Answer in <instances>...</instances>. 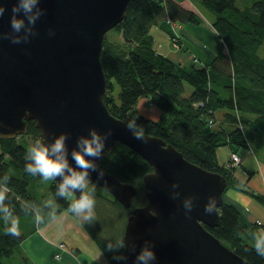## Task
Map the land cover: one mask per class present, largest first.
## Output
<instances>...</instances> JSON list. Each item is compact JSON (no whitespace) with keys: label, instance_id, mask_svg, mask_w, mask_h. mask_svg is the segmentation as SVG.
Instances as JSON below:
<instances>
[{"label":"trees","instance_id":"16d2710c","mask_svg":"<svg viewBox=\"0 0 264 264\" xmlns=\"http://www.w3.org/2000/svg\"><path fill=\"white\" fill-rule=\"evenodd\" d=\"M186 1H128L124 19L112 29L122 43L110 42L106 35L103 39V101L112 116L126 123L134 119L146 135L162 139L191 163L225 177L229 188L237 182L233 170L218 163L216 149L228 146L233 153L243 148L264 152V55L259 53L264 44V0H249L242 8L236 5L238 0H190L213 15L210 25L226 54L204 64L181 65L156 51L150 30L166 21L200 25L202 19L192 6L185 7L189 4ZM113 81L119 89L117 103L112 95ZM140 99L159 109L157 120L138 112ZM39 137L33 121L27 122L24 135L0 137V190L6 188L3 204L18 218L20 231L18 235L5 232L6 222L0 214V264L9 263L15 253L20 254L21 264H34L20 251V245L51 215L69 211L70 199L58 194L53 180L46 183L39 174L31 175L24 169L25 163L30 162L25 159L30 145L26 138L33 142ZM99 165L122 183L133 185L136 193L130 207L125 208L96 186L95 217L90 222L81 221V225L109 264H125L123 247H117V243L131 211L147 202L142 179L151 167L119 143ZM44 184L50 192L48 199L41 193ZM244 192L264 205L262 196ZM219 217L218 226L205 228L250 264H264V256L254 247L263 226L248 224L225 201ZM109 243L111 249L107 247Z\"/></svg>","mask_w":264,"mask_h":264},{"label":"water","instance_id":"95a60500","mask_svg":"<svg viewBox=\"0 0 264 264\" xmlns=\"http://www.w3.org/2000/svg\"><path fill=\"white\" fill-rule=\"evenodd\" d=\"M128 1L38 0L33 12L39 15L30 22L23 12L13 13L18 0H0V137L26 134L29 121L44 143L64 132L66 158L77 168L71 153L79 150L82 136L90 137L95 130L105 143L100 157H86L96 165L88 170L90 180L125 208L135 187L104 171L100 160L119 143L149 164L151 171L142 179L147 202L131 211L121 238L125 264H137L135 256L145 246L156 256L149 264H250L205 228L220 223L226 178L191 163L158 137L145 134L146 141L136 139L127 123L112 116L104 104L102 43L124 19ZM14 15L24 20L19 31L10 24ZM53 181L59 189L62 177ZM73 191L70 204L82 190ZM210 196L217 204L205 212ZM189 197L192 206L185 208Z\"/></svg>","mask_w":264,"mask_h":264},{"label":"crops","instance_id":"0c3cea01","mask_svg":"<svg viewBox=\"0 0 264 264\" xmlns=\"http://www.w3.org/2000/svg\"><path fill=\"white\" fill-rule=\"evenodd\" d=\"M175 1L180 4L184 3V0ZM188 3L196 10L189 1ZM176 27L175 30H172L170 25L163 22L154 27L156 29L155 34L150 30V34L156 36L152 35L156 51L173 62L181 65H189L192 62L204 64L210 62L216 56L223 57L226 54L224 44L217 38L210 24L202 23L199 26L187 24L177 25ZM175 33L178 34L182 46L180 50L171 47L170 41ZM155 109L148 104L146 99H140L137 103L138 112L143 117L154 121L160 116V112ZM222 147V150L216 149V158L220 165H224L229 160V155L232 152L228 146ZM223 153L226 154V157L220 162L219 158L222 157ZM236 154L241 159V164L233 170L237 185L226 188L223 199L226 203L232 205L248 224L262 225V229H264V205L244 192V190H248L256 195L264 196V159L260 158L253 149H239ZM245 183L246 185H244ZM28 242L30 245L29 250L25 248ZM59 244L64 243H51L35 231L22 242L20 251L29 256L34 264H82V262L83 264H96L92 260L93 258H84L81 262L79 260V249H67V247L60 249ZM56 255L59 257L56 258Z\"/></svg>","mask_w":264,"mask_h":264},{"label":"clouds","instance_id":"9594fccd","mask_svg":"<svg viewBox=\"0 0 264 264\" xmlns=\"http://www.w3.org/2000/svg\"><path fill=\"white\" fill-rule=\"evenodd\" d=\"M38 0H18L17 5L13 7V13L23 12L27 15L30 22H34L38 17L39 12H33ZM4 7L0 4V15H3ZM11 27L19 31L24 24V20L17 18L15 15L10 20ZM126 127L132 132L133 136L138 140H145V129L136 124L135 120H131L126 124ZM67 134L59 133L54 137L50 143L42 142V138L35 139L27 148L25 152L26 162L24 169L31 175L39 174L44 181H52L55 176L62 177L59 183L58 194L72 198L75 189H80L81 195L79 198L72 199L69 205V211L74 213L83 222H90L95 217V191L96 184L91 182L89 177V169H95L96 165L91 159L86 157H100L104 148L105 138L99 135L95 130H91L90 137L82 136L77 141L79 150H73L71 153L72 159L77 168H73L66 158V141ZM67 169V173L65 170ZM102 176L103 173L101 172ZM6 188L0 190V214L5 220L4 231L14 235L19 234V220L12 216L6 205L3 204L5 200ZM217 204V198L210 196L204 206L205 212H212ZM185 208H191V198L184 200ZM123 239L118 241L117 247H123ZM109 249L112 248L111 243L107 245ZM254 247L256 251L264 256V234L258 235L255 240ZM121 259V257H114ZM156 259L153 249L145 246L135 256L137 264L144 262L149 264L150 261Z\"/></svg>","mask_w":264,"mask_h":264},{"label":"rangeland","instance_id":"374dc122","mask_svg":"<svg viewBox=\"0 0 264 264\" xmlns=\"http://www.w3.org/2000/svg\"><path fill=\"white\" fill-rule=\"evenodd\" d=\"M187 1H189L194 6V8H196V10H194L195 14H197L202 19V23L206 24V25L210 24L209 21L211 19H213V15L211 13H209V12H206L205 10H203L202 8H200L198 5H196L195 3L191 2L190 0H187ZM187 1H186V3H187ZM248 4H249V0H238L236 2V5L238 7H240V8H242V7H244V6L248 5ZM190 6L191 5H189V4L185 5L186 8H190ZM165 23L170 25L172 30H175L177 28L176 26L180 25V24L170 23L169 21H166ZM155 30L156 29L153 27L151 29V32L153 34H155V32H156ZM154 37H156V36H154ZM106 38L110 42H114V43H118V44L122 43L120 36L118 35V33L115 30L108 31L107 34H106ZM174 41L177 43V45L175 44L176 47L173 44ZM170 42H171V47L173 49L180 50L182 48V47H180L179 36H178L177 33H175L172 36ZM169 46H170V44H169ZM259 53H260V55H264V44L260 47ZM189 90L190 89L187 87L186 88V92L188 91V93H189ZM118 91H119L118 86L113 81V92H112V95H113L116 103L118 102V98H117ZM136 108H137V106H136ZM153 108H156V107L153 106ZM155 110L159 111L158 108H156ZM26 139H27V142L29 144L32 143L31 138H26ZM222 149H223L222 146L219 147V150H222ZM255 151L258 153L260 158L264 159V152L263 151H261V150H255ZM232 153L233 152L230 153L229 158H230ZM225 157H226V154L223 153L222 157L220 156L219 161L222 162L225 159ZM238 158L240 159L239 156H238ZM227 162L224 164L225 166H226ZM240 164H241V159H240ZM237 167H235V168H237ZM235 168H230V169L234 170ZM48 182H50V181H46V183H48ZM41 193L48 199V195H50V192H49L46 184H44L41 187ZM263 198H264V196H263ZM49 205H50V203H49ZM50 206H51L52 209L55 208V205H54L53 202H51ZM35 231H36L37 234L39 233L41 236H43L47 241H49L51 243H56L57 244V243L63 242L64 245L63 244H59L58 245V247L60 249H65V247H67V249L68 248H77V249H79V254H80L79 260L81 262H82V260H84V258H86V259L87 258H90V259L93 258L92 260L96 264H109L106 261V259L102 256V254L99 251L96 243L92 240V238L89 236V234L82 227L81 219L79 217H77L74 213H71L68 210H63V211H60L59 213H57L55 215H51L46 222H44L42 225H40V227H36ZM263 231H264V229H262V227H260V233L261 234H264ZM25 248L27 250L30 249L29 242L26 243ZM56 257H59V256H56ZM27 258L32 260L29 256H27ZM20 262H21L20 254L19 253H15L13 255V257L11 259H9V263L7 262L5 264H21ZM82 264H83V262H82Z\"/></svg>","mask_w":264,"mask_h":264},{"label":"built area","instance_id":"2783aa9c","mask_svg":"<svg viewBox=\"0 0 264 264\" xmlns=\"http://www.w3.org/2000/svg\"><path fill=\"white\" fill-rule=\"evenodd\" d=\"M173 44L176 47L177 43L175 41H174ZM239 165H240V159L238 158V156L235 153H232L230 158H229V161L226 164V166L228 168H235V167H237ZM56 258H58V257H56Z\"/></svg>","mask_w":264,"mask_h":264}]
</instances>
